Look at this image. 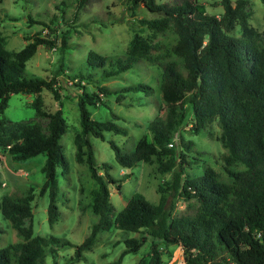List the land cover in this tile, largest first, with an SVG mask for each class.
Here are the masks:
<instances>
[{"label":"trees","instance_id":"1","mask_svg":"<svg viewBox=\"0 0 264 264\" xmlns=\"http://www.w3.org/2000/svg\"><path fill=\"white\" fill-rule=\"evenodd\" d=\"M89 1L78 0L81 6ZM129 2L132 13L142 3L150 12L162 15L157 19H138L151 30L150 36L135 31L123 55L89 51L85 64L69 76L78 80L75 85L80 90L77 107L81 129L74 138L75 159L87 164L96 182L90 209L98 215V220L78 245L64 237L34 235L32 225L23 223L25 218L32 217V188L28 187L22 194L3 195L0 212L20 241L0 248V264H44L48 253L55 256L59 248L75 246L67 263L73 264L84 257L83 253L92 247L100 231L112 227L144 236L126 238L125 249L107 264H119L127 253L137 252L148 238L151 239L149 253L138 264H163L160 244H180L185 264H264V13L263 30L258 32L250 25L251 12L245 9L247 0L235 3L220 0L223 12L219 16L208 14L196 0H176L174 4L156 0ZM237 24L240 36L229 35ZM4 44L0 32V149L18 162L45 154L41 166L44 182L39 194L48 193L47 220L53 225L60 215L57 166H63V176L69 172L60 143L66 131L61 87L54 77L26 78L24 72L26 62L40 45L51 48L55 43L36 35L17 52L6 50ZM61 44L63 51L64 38ZM142 60L163 70L160 106L157 115L147 123L151 139L141 138L129 154L113 142L110 146L115 161L122 167L132 168L155 160L159 173L173 171L168 187L173 196L196 199L198 206L193 215L173 216L161 188L158 203L136 193L116 213L110 202L109 187L114 185L120 190L121 182L129 175L116 178L109 172V163L98 167L95 161L90 135L103 140L105 131L124 135L127 131L115 122L118 118L115 114L112 119L96 120L89 107L103 105L102 97L111 94L117 95L118 102L128 92L149 95L153 89L145 83L118 89L101 84ZM90 83L95 84L97 92L88 90ZM43 89L59 101L58 109L44 110L40 96ZM14 93L36 95L32 106L36 116L48 118L45 132L36 120L5 118L9 97ZM213 122L221 129L216 140L223 148L221 161L228 180H222L209 166L201 174L186 171V166H191L187 153L192 150V141L180 139L179 147L183 150L179 151L169 146L182 125L187 123L197 134ZM236 164H242L244 169L234 170L232 166Z\"/></svg>","mask_w":264,"mask_h":264},{"label":"rangeland","instance_id":"2","mask_svg":"<svg viewBox=\"0 0 264 264\" xmlns=\"http://www.w3.org/2000/svg\"><path fill=\"white\" fill-rule=\"evenodd\" d=\"M159 3L174 4L176 0H156ZM205 7L210 15L219 16L223 12L220 0H196ZM236 0H232L235 3ZM251 12L250 25L258 32L263 30L264 4L261 0H247L245 7ZM162 15L147 10L142 3L130 10L129 0H90L79 5L78 0H3L0 4V32L5 38L4 48L10 52L21 50L34 36L39 35L53 40L54 47L39 46L35 54L26 62L24 76L55 78L62 95V115L66 124V131L60 137L62 153L68 163L69 172L62 175V165L57 166L58 201L60 211L58 220L50 225L47 220L48 193L39 194V188L44 182L41 166L45 161V154L40 153L26 161H15L3 149H0V198L6 194H22L28 187L33 190L32 217L25 218V226L33 227L34 235L58 236L68 239L73 245L80 244L89 234L91 226L98 220V215L90 209L92 190L96 182L92 179L86 163H78L75 159L76 146L74 138L80 131V114L77 107L79 87L78 80L69 78L86 62L89 51L103 55H123L127 44L138 32L145 37L150 36L151 30L138 22V19H157ZM231 36H240L238 24L228 32ZM64 38L66 48L61 51V39ZM163 70L158 65H152L142 60L132 68L121 73L116 78L103 81L101 84L111 89H118L136 83H145L152 87V92H128L121 102L117 95L102 97L104 104L89 107L92 118L96 120L112 119L126 129L127 133L104 132V139L92 135L89 140L92 145L95 161L98 167L107 162L111 165L110 174L121 178L128 174V178L121 182V189L110 185V202L115 212H119L127 200L134 194H142L149 202L158 203L159 188L164 190L166 204L172 208L173 216L193 215L197 209L196 199H184L173 196L168 182L173 178V171L161 174L157 171V162H141L132 168L120 166L115 161L114 150L110 142L115 143L123 153H131L141 138L151 139L147 123L153 119L160 106V83ZM99 74H96V77ZM90 92H97L93 83L87 85ZM35 94H11L4 116L10 121L36 120L44 132L48 118L38 117L32 106ZM43 108L52 112L59 108V101L52 93L43 89L40 93ZM122 96V95H121ZM190 112H187L189 117ZM221 129L217 122L194 134L186 123L182 125L172 141V147L179 150L180 139L192 141V150L187 153L186 166L190 174H201L205 167L216 170L222 180H228L223 169L221 147L217 136ZM234 170L244 169L242 164L232 166ZM102 173V170H100ZM144 234L112 227L100 231L92 247L83 253V258L73 264H107L118 258L125 249L126 238H141ZM20 241L10 222L3 218L0 212V248ZM151 239L137 252L127 253L119 264H138L141 257L149 253ZM163 249V264H185L183 247L180 244H160ZM75 246L58 249L54 256L48 253L44 264H67L74 254Z\"/></svg>","mask_w":264,"mask_h":264},{"label":"built area","instance_id":"3","mask_svg":"<svg viewBox=\"0 0 264 264\" xmlns=\"http://www.w3.org/2000/svg\"><path fill=\"white\" fill-rule=\"evenodd\" d=\"M169 146H172V143H169Z\"/></svg>","mask_w":264,"mask_h":264}]
</instances>
